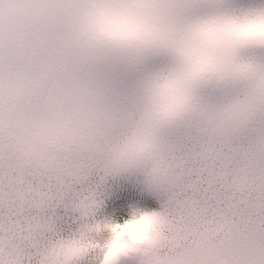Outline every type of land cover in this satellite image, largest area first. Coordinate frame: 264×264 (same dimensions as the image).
<instances>
[{"label": "snow or ice", "instance_id": "snow-or-ice-1", "mask_svg": "<svg viewBox=\"0 0 264 264\" xmlns=\"http://www.w3.org/2000/svg\"><path fill=\"white\" fill-rule=\"evenodd\" d=\"M0 264H264V0H0Z\"/></svg>", "mask_w": 264, "mask_h": 264}, {"label": "clouds", "instance_id": "clouds-1", "mask_svg": "<svg viewBox=\"0 0 264 264\" xmlns=\"http://www.w3.org/2000/svg\"><path fill=\"white\" fill-rule=\"evenodd\" d=\"M149 227L150 226L147 222H143V223H140L137 225H129L128 227H126L122 230V234L132 233L136 237L142 239L146 235Z\"/></svg>", "mask_w": 264, "mask_h": 264}]
</instances>
